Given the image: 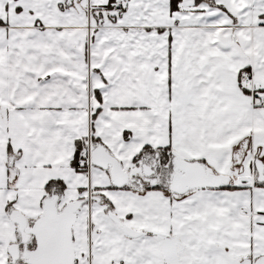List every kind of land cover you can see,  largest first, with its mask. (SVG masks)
Returning a JSON list of instances; mask_svg holds the SVG:
<instances>
[{
  "label": "snow or ice",
  "instance_id": "6c2138e0",
  "mask_svg": "<svg viewBox=\"0 0 264 264\" xmlns=\"http://www.w3.org/2000/svg\"><path fill=\"white\" fill-rule=\"evenodd\" d=\"M0 264H264V0H0Z\"/></svg>",
  "mask_w": 264,
  "mask_h": 264
}]
</instances>
